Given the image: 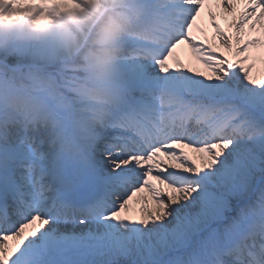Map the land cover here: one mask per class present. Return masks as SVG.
I'll return each mask as SVG.
<instances>
[{"label":"snow or ice","instance_id":"6c2138e0","mask_svg":"<svg viewBox=\"0 0 264 264\" xmlns=\"http://www.w3.org/2000/svg\"><path fill=\"white\" fill-rule=\"evenodd\" d=\"M132 15L103 126L62 78L0 107V264H264V0Z\"/></svg>","mask_w":264,"mask_h":264},{"label":"clouds","instance_id":"9594fccd","mask_svg":"<svg viewBox=\"0 0 264 264\" xmlns=\"http://www.w3.org/2000/svg\"><path fill=\"white\" fill-rule=\"evenodd\" d=\"M77 2L78 8L51 12L45 23L37 24L40 13L10 15L11 0H0V53L30 43H53L72 101L90 124L103 126L111 107L115 69L125 33L132 23L135 0ZM7 71L6 67L0 69ZM45 81L39 74L23 79L11 74L0 76V107L12 108L13 102H25L30 91L41 89Z\"/></svg>","mask_w":264,"mask_h":264},{"label":"bare ground","instance_id":"6f19581e","mask_svg":"<svg viewBox=\"0 0 264 264\" xmlns=\"http://www.w3.org/2000/svg\"><path fill=\"white\" fill-rule=\"evenodd\" d=\"M218 22L221 24L222 27L227 29L228 21L218 16ZM204 23L205 26L208 27L209 35H211L212 30L211 27L207 24L206 17ZM17 47L24 52L23 56L26 64L37 63L38 61L49 62L53 56H57L60 58L58 50L56 49L55 45L51 42L30 43ZM30 49H33L35 51V54ZM181 55L182 57L185 55V52L183 50H181Z\"/></svg>","mask_w":264,"mask_h":264},{"label":"rangeland","instance_id":"374dc122","mask_svg":"<svg viewBox=\"0 0 264 264\" xmlns=\"http://www.w3.org/2000/svg\"><path fill=\"white\" fill-rule=\"evenodd\" d=\"M27 18L28 20L32 19V17H27ZM30 50L35 54V51L33 49ZM23 53L24 52L18 47L14 48L10 52L0 53V68H2L3 66V61H8L10 63L15 64L16 66H19L18 68L32 67V69L35 70L38 69L40 73H42L41 75L46 73L48 75H51L50 71L54 69H61V67H59L60 66L59 62H61V59L57 56H53L49 62L38 61L37 63L26 64ZM32 75H36V74H31V73L26 74V76H32ZM0 76H2V74H0ZM50 77H52L50 78L51 80H55V77L53 75H51ZM233 214L235 215V213H230V215Z\"/></svg>","mask_w":264,"mask_h":264}]
</instances>
